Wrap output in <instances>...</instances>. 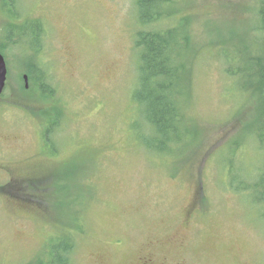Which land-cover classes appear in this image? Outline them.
<instances>
[{"label":"rangeland","instance_id":"374dc122","mask_svg":"<svg viewBox=\"0 0 264 264\" xmlns=\"http://www.w3.org/2000/svg\"><path fill=\"white\" fill-rule=\"evenodd\" d=\"M3 2L0 43L8 24L25 19L39 20L44 32L37 54L22 36L3 55L0 264L50 263L49 248L64 234L76 237L69 264H264L260 206L229 186L238 183L227 173V154L242 141L247 109L224 73L230 45L258 25L260 0L164 5L179 12L166 23L189 28L193 46L189 51L183 43L188 52L179 71L180 88L189 87L183 115L190 133L159 150L145 147L139 139L145 134L135 135L143 120L132 98L138 78L134 0ZM33 55L53 88L47 101L37 91L15 92ZM53 107L61 116L51 153L41 133ZM242 146L233 169L253 170L263 155L251 143ZM28 149L38 156L30 173L45 176L34 178L32 187L12 177L27 167ZM80 224L83 232L75 234Z\"/></svg>","mask_w":264,"mask_h":264},{"label":"trees","instance_id":"16d2710c","mask_svg":"<svg viewBox=\"0 0 264 264\" xmlns=\"http://www.w3.org/2000/svg\"><path fill=\"white\" fill-rule=\"evenodd\" d=\"M5 1L4 6L12 7L16 0H9L10 4ZM166 3H169V0H134L135 17L139 24L133 34V48L138 51V78L132 98L142 111L143 120L142 126L136 124L140 130L135 132V135L139 138L141 134H145L146 136L139 139L144 142L146 148H158L157 150L165 148L167 144L175 145L178 141L177 135L181 132L186 135L190 133L186 129L187 120H184L183 115L184 107L188 103L189 87L184 84L183 90L180 88L183 77L179 71L185 65L183 53L188 52L183 51V43L186 46L190 44L191 51L193 38L189 28L169 25L171 18L179 12L173 9L166 11ZM14 16L16 15L13 14ZM168 19L170 21L166 23ZM257 21L258 25L251 34L247 30V39L240 40L237 46L230 45L231 51L224 54V73L230 80L235 81L234 86L236 85L238 90L234 92L240 95L247 109L246 120L240 122L241 126L244 122L239 131L240 136H243L242 141L236 142L227 154L226 168L232 180L238 183L237 186L229 184L230 188L235 192L250 193L254 203L260 206V214L264 218V0L258 3ZM6 30L8 34L1 37L3 42L0 43L2 56L7 52V48L21 42L22 36L32 40L31 43L36 46L32 52L37 54L43 33V25L39 20L25 19L24 24L19 26L8 24ZM224 43L223 40L220 41V45ZM24 66L26 68L23 72L28 75L29 90L24 91L21 77L18 76L15 92L27 94L37 91L42 96V101L51 99L53 88L46 72L39 67L37 56L33 55ZM53 116L57 120H46V134L51 133L58 125L61 112ZM180 126H183L182 131ZM248 143L254 145V150L262 154L263 158L257 161L253 170L233 169V163L240 164L237 158L242 154L236 157V152ZM49 151L54 153V145ZM29 173L27 172L29 177H35ZM36 173L39 174L40 171ZM23 181L32 187L31 178ZM18 182L22 184V180ZM81 226L80 224L79 227ZM79 227L74 230L75 234L78 229L83 232ZM64 235L49 248L50 263L47 264H69V255L75 247L76 237L66 238Z\"/></svg>","mask_w":264,"mask_h":264},{"label":"flooded vegetation","instance_id":"af4514ba","mask_svg":"<svg viewBox=\"0 0 264 264\" xmlns=\"http://www.w3.org/2000/svg\"><path fill=\"white\" fill-rule=\"evenodd\" d=\"M44 30V29H43ZM44 32V31H43ZM43 34V33H42ZM43 38V36H41L40 37V39H42ZM38 61V60H37ZM24 76H26V85H25V82H24V79H23V77ZM21 80H22V84H23V89H24V91H27V90H29V85H28V75L25 73V72H23L22 74H21ZM5 88H6V85H5ZM24 93V92H23ZM50 107H52V106H50ZM56 107H53V109H54V114H58L60 111L58 110H56L55 109ZM59 108V107H58ZM57 108V109H58ZM46 117H48V116H46ZM46 120H57V118L55 117V116H49ZM54 135H55V133L54 132H51V133H49V134H46L45 132L43 133H41V138H42V141H43V143H42V145L43 146H46L47 147V149L48 150H51V148L53 147V145H54V143H53V140H54ZM38 139H40V136H37V141H38ZM54 147H55V145H54ZM45 151V150H44ZM25 153H27L28 154V162L27 163H25V164H23V165H25V166H27L26 168H24L23 170H22V175H20L19 177H22L23 179H30L31 178V181H33L34 180V178H42V177H45L44 175H40L39 177H36V174L37 173H35V177H29V175L27 174V172H33L34 171V169H33V167H32V164L36 161V159L38 158V156H37V154H36V152H35V150L34 149H28L27 150V152H25ZM41 172V171H40ZM12 175V174H11ZM12 177L14 178H16V179H18V181L19 180H22V179H20L16 174L15 175H12ZM23 181V180H22ZM21 184V183H20ZM154 243L152 244V248L154 247ZM147 260H149V259H147ZM150 262L152 261L151 259L149 260ZM153 261H154V258H153Z\"/></svg>","mask_w":264,"mask_h":264},{"label":"water","instance_id":"95a60500","mask_svg":"<svg viewBox=\"0 0 264 264\" xmlns=\"http://www.w3.org/2000/svg\"><path fill=\"white\" fill-rule=\"evenodd\" d=\"M6 76H7L6 63L2 54H0V96L5 87ZM23 79L26 85V76H24Z\"/></svg>","mask_w":264,"mask_h":264}]
</instances>
